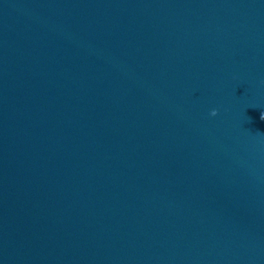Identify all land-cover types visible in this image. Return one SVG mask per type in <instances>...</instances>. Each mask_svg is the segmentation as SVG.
<instances>
[{
	"label": "water",
	"instance_id": "water-1",
	"mask_svg": "<svg viewBox=\"0 0 264 264\" xmlns=\"http://www.w3.org/2000/svg\"><path fill=\"white\" fill-rule=\"evenodd\" d=\"M0 264H264V0H0Z\"/></svg>",
	"mask_w": 264,
	"mask_h": 264
},
{
	"label": "clouds",
	"instance_id": "clouds-1",
	"mask_svg": "<svg viewBox=\"0 0 264 264\" xmlns=\"http://www.w3.org/2000/svg\"><path fill=\"white\" fill-rule=\"evenodd\" d=\"M216 114H217V110L213 109L212 112H211V115L215 116Z\"/></svg>",
	"mask_w": 264,
	"mask_h": 264
}]
</instances>
